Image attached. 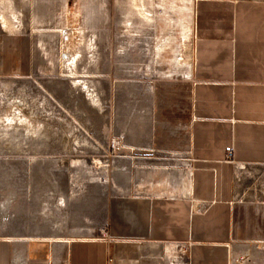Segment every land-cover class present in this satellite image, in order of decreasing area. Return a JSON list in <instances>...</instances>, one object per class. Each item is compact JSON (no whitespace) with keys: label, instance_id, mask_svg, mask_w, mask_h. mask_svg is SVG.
<instances>
[{"label":"rangeland","instance_id":"obj_1","mask_svg":"<svg viewBox=\"0 0 264 264\" xmlns=\"http://www.w3.org/2000/svg\"><path fill=\"white\" fill-rule=\"evenodd\" d=\"M25 1L0 6L15 16L12 31L20 27L0 31V207L9 203L17 214L24 206L26 224L0 221V234L91 236L108 197L144 190L149 171L181 167L193 85L192 6ZM3 55L15 56L19 70L4 71ZM234 198L264 203V167L239 169ZM235 254L232 264H264V241L238 243Z\"/></svg>","mask_w":264,"mask_h":264},{"label":"crops","instance_id":"obj_2","mask_svg":"<svg viewBox=\"0 0 264 264\" xmlns=\"http://www.w3.org/2000/svg\"><path fill=\"white\" fill-rule=\"evenodd\" d=\"M186 1L193 85L181 159L192 168H157L144 190L108 197L94 235L0 234V264H171L177 245L187 243L188 264H232L238 243L264 241V203L234 198L239 169L264 167V0ZM19 28L0 25L4 34ZM10 57L3 55L1 68L18 71ZM19 210L4 204L1 223L25 225L24 206Z\"/></svg>","mask_w":264,"mask_h":264},{"label":"bare ground","instance_id":"obj_3","mask_svg":"<svg viewBox=\"0 0 264 264\" xmlns=\"http://www.w3.org/2000/svg\"><path fill=\"white\" fill-rule=\"evenodd\" d=\"M21 2H20V4H23V3H25L26 1L25 0H20ZM23 2V3H22ZM11 4H13L12 5V7L13 6H15V7H18V4H15V2L13 1V0H0V6H5V5H11ZM15 7H13V9L15 8ZM2 9V8H1ZM4 11H5V9H3ZM7 10L9 11V9L7 8ZM6 10V11H7ZM1 11V10H0ZM4 11L1 13L0 12V25L3 27V29L5 30V31H8V32H11L14 28H15V25H16V22H15V16L14 15H12V16H9V15H5V14H3L4 13ZM11 11H9V13H10ZM8 13V12H7ZM6 13V14H7ZM12 13V12H11ZM10 13V14H11ZM14 13V12H13ZM148 15V14H147ZM21 16V15H20ZM151 16V15H150ZM18 19V18H17ZM16 19V20H17ZM18 22H19V19H18ZM69 37V36H68ZM68 37L66 38V40L68 41L69 39H68ZM66 45V49L67 50H69L72 46H73V44L72 43H66L65 44ZM75 83H76V81H75ZM74 84V83H73ZM9 122V121H8ZM5 132L6 131H3L2 133L3 134H5Z\"/></svg>","mask_w":264,"mask_h":264},{"label":"built area","instance_id":"obj_4","mask_svg":"<svg viewBox=\"0 0 264 264\" xmlns=\"http://www.w3.org/2000/svg\"><path fill=\"white\" fill-rule=\"evenodd\" d=\"M232 157V153L229 152L228 153V159L230 160ZM183 161L181 162V167L183 169H191L192 168V162L190 161V159L186 158L185 156L183 157ZM234 167H238L237 165L234 164ZM109 239V237L107 236V240ZM190 248V243H187L185 245H177V253L178 255H176L175 257V262L171 263V264H188L187 261L185 260V256L188 253V250Z\"/></svg>","mask_w":264,"mask_h":264}]
</instances>
